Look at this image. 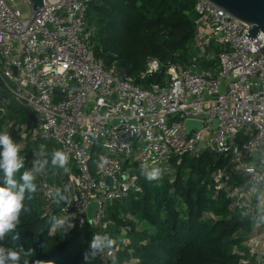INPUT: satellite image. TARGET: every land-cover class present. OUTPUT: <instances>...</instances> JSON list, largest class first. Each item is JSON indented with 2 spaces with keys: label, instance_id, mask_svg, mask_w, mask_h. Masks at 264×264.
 <instances>
[{
  "label": "built area",
  "instance_id": "2783aa9c",
  "mask_svg": "<svg viewBox=\"0 0 264 264\" xmlns=\"http://www.w3.org/2000/svg\"><path fill=\"white\" fill-rule=\"evenodd\" d=\"M26 1L29 18L13 0H0V118L8 133L10 100L24 105L33 125L15 130L25 140H48L69 156L67 172L53 167L57 179H49V164L37 174L43 215L67 219L62 229L52 224V234L70 238L85 225L105 233L110 206L142 190V165L159 167V179L174 180L183 158L201 150L224 161L212 174L213 190H224L237 209L257 219L254 199L264 189L263 33L251 41L248 24L209 0H194L197 33L189 68L168 65L161 82L143 88L95 53V29L88 22L94 0H44L39 11ZM202 61L213 65L205 68ZM162 67L149 57L141 77ZM190 119L201 127L189 132ZM42 159L34 150L32 162ZM57 188L74 198L70 206L55 203ZM92 203L97 210L90 220ZM259 227L247 239L251 258L240 264H264ZM119 247L106 250L107 256L114 259Z\"/></svg>",
  "mask_w": 264,
  "mask_h": 264
},
{
  "label": "trees",
  "instance_id": "16d2710c",
  "mask_svg": "<svg viewBox=\"0 0 264 264\" xmlns=\"http://www.w3.org/2000/svg\"><path fill=\"white\" fill-rule=\"evenodd\" d=\"M197 17L194 0H94L88 22L95 29L92 45L97 56L108 68L115 63L118 70L146 88L163 80L168 65H189L195 53ZM149 57L159 59L163 67L161 72L142 78ZM201 65L210 68L213 63L202 61ZM9 107L13 125L8 134L29 161L15 174L19 183L22 172L31 169L34 150L43 145L46 151L53 147L43 158L51 164L56 147L44 139H23L15 126H32V114L12 100ZM5 125L6 120L0 118V133ZM223 162L209 151L186 155L174 180L141 178V191H133L110 206L107 219L111 226L105 233L85 225L75 229L70 238L60 231L50 232L56 216L43 215L44 199L35 182L36 192L25 193L20 221L0 240V247L31 250L30 256L21 254L19 264L25 260L28 264H240L251 258L242 245L244 238L256 234V223L259 230L264 229V209L256 219L237 209L224 190H213L212 174ZM0 186H5L2 171ZM261 193L262 189L254 199L257 206ZM125 229L129 242L123 244L119 237ZM96 234L106 235L114 243L93 249ZM117 245L115 258L110 259L106 250Z\"/></svg>",
  "mask_w": 264,
  "mask_h": 264
},
{
  "label": "clouds",
  "instance_id": "9594fccd",
  "mask_svg": "<svg viewBox=\"0 0 264 264\" xmlns=\"http://www.w3.org/2000/svg\"><path fill=\"white\" fill-rule=\"evenodd\" d=\"M21 146L13 141L7 132L0 133V171L4 174L5 186H0V240L5 237V234L16 229L21 212L24 210L25 193H35L37 185L35 183L37 174H42L45 167L48 165V159L36 160L30 170H24L20 175L18 183L15 174L25 168V157L20 155ZM69 162L68 154L60 149H54L51 153V165L59 169L68 171L67 165ZM141 172L148 181L157 180L161 177V169L159 167H151L147 164L141 166ZM56 204L61 201L65 205L70 206L74 198H69V195L64 194L61 189L55 191ZM31 198V197H29ZM264 207V205H262ZM53 230L62 229L67 223L66 218L53 217ZM73 225H69L72 227ZM66 231V229H65ZM105 242L111 246L114 241L108 236L94 235L92 241L93 249H100ZM25 257L30 256L32 251L27 252L21 248L19 251L7 250L0 247V264H19L21 254ZM24 264H28L25 260Z\"/></svg>",
  "mask_w": 264,
  "mask_h": 264
},
{
  "label": "water",
  "instance_id": "95a60500",
  "mask_svg": "<svg viewBox=\"0 0 264 264\" xmlns=\"http://www.w3.org/2000/svg\"><path fill=\"white\" fill-rule=\"evenodd\" d=\"M215 6L223 9L237 20L248 24L249 34L247 36L251 41L260 33L264 34V0H209ZM32 7L35 11H39L44 5V0H31ZM260 54L264 56V45L260 48ZM186 68H189L188 65ZM202 123L196 120H187L186 126L191 132L195 127H201ZM201 150L200 153H204ZM258 158V154H254ZM110 182V180H108ZM97 210V204L92 203L89 208V218L92 220Z\"/></svg>",
  "mask_w": 264,
  "mask_h": 264
},
{
  "label": "rangeland",
  "instance_id": "374dc122",
  "mask_svg": "<svg viewBox=\"0 0 264 264\" xmlns=\"http://www.w3.org/2000/svg\"><path fill=\"white\" fill-rule=\"evenodd\" d=\"M13 4L17 5V8L20 10L21 12V15L23 18H29L32 14V8H31V4L26 1V0H13ZM41 147V146H40ZM53 147H50V149H48L46 151L47 148L45 149H41V148H37V150L39 151V155L44 158V153H47L49 151H51ZM35 150V151H37ZM69 164H72L71 162H69ZM48 170H49V179H57V176L53 174V166H51V164L48 165ZM61 172L62 170H60V174H59V177H62L61 175ZM36 183L37 182V179L35 181ZM38 185V184H37ZM39 190V189H38ZM262 196H264V189H262V193H261ZM259 204V202H258ZM262 205H264V202L263 203H260L258 206H257V217L259 216L258 213H259V210L260 209H264V207H262ZM128 216L129 218H132V216H130V214L128 213ZM111 226V224H110ZM140 227H143V224H140ZM120 240L121 242L124 244L126 243V240H127V237H126V231L124 232V236L121 235L120 237ZM245 240L242 241V245L244 246H248V242H247V239L248 238H244Z\"/></svg>",
  "mask_w": 264,
  "mask_h": 264
}]
</instances>
